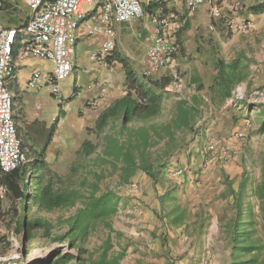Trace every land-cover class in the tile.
<instances>
[{
	"label": "rangeland",
	"instance_id": "374dc122",
	"mask_svg": "<svg viewBox=\"0 0 264 264\" xmlns=\"http://www.w3.org/2000/svg\"><path fill=\"white\" fill-rule=\"evenodd\" d=\"M260 1L264 3V0ZM12 6L15 8L10 14L12 17L25 19L30 12L25 0H13ZM92 8L93 4H84L87 12ZM242 15L237 14L239 19H226L250 22V28L245 32H231L226 25V58L243 49L251 59V74L248 82L236 86L226 109L221 108L220 112L209 106H198L196 117H200L194 122V131L174 127L172 135H168L164 126L171 124L175 118L178 103L167 97L164 113L127 125V129H132L135 134L142 128L148 129L150 144L144 148L143 153L137 155V163L141 167L152 165L153 177L139 167L128 181H123L120 169L122 164L116 169L113 158L102 154L106 137L109 134L118 136L120 123L114 124L116 130L109 126L103 133H99L95 129L98 118L96 113L81 111L83 102L79 106L85 87L97 81L106 84L110 91L117 92V81H121L119 87H122V74H115L104 65L97 66L90 58L92 48L81 43L77 52L74 49L68 52L73 71L62 84L67 98L59 103L47 87L42 88L43 95L36 96L31 94L34 90L29 89L27 84L33 71L51 72V62L39 58H29L22 62L19 69L21 91L14 106L19 116V133L24 140L29 161L46 144L45 159L51 168L64 175L65 181L72 187L81 188L84 196L88 195L90 189L88 186L80 187V180L86 178L88 182L95 181L97 177L93 172L102 175L97 194L114 190L121 197L119 210L112 218L114 231L111 233L114 249H125L120 264H229L230 245L225 224L234 212L227 183L231 182L235 189L238 188L244 172H248L251 177H259L264 159V133H258L263 120L261 115L264 116V13L253 15L252 19H245ZM0 19L5 25L9 21L5 8L0 9ZM77 58H81V61L78 62ZM75 87L80 97L68 100ZM188 90L187 86L183 93L185 91L190 95ZM185 97L187 100L183 102L194 106L191 104L193 100ZM88 102L85 101L87 105ZM89 106H93V110L97 108V105ZM172 106H176L174 115L171 114ZM215 112L220 119L213 124ZM36 118L43 120L46 131L53 126L48 142L46 135L44 138L36 135L27 137L26 131L29 128L26 126ZM164 122H167L166 125ZM86 140L95 146L94 153L88 157L79 152ZM212 144L216 147L214 153L208 151ZM181 169L184 170L183 174L176 175ZM31 188L35 189L33 180ZM170 190H175L178 203L188 209L186 223H171L173 204L169 200L165 204L161 201ZM80 205L78 203L72 208L55 211L30 207L27 219L30 222L40 219L50 227L48 230L43 225L30 230L26 227L28 245L25 254L22 252L24 231L15 233L14 228L8 225L10 218L7 212L1 211L0 255H7V261L8 257L18 255L9 260L8 264H51L59 252L63 251V254L76 255V260L72 259L65 264H76L80 257L77 246L71 247L67 239L62 242L58 236L67 231L66 219ZM3 215L6 218L3 219ZM108 235L109 231L100 225L86 239L85 246L94 262L99 260L103 242Z\"/></svg>",
	"mask_w": 264,
	"mask_h": 264
},
{
	"label": "trees",
	"instance_id": "16d2710c",
	"mask_svg": "<svg viewBox=\"0 0 264 264\" xmlns=\"http://www.w3.org/2000/svg\"><path fill=\"white\" fill-rule=\"evenodd\" d=\"M150 6L147 8L149 9ZM249 12L252 14L264 13V3L251 6ZM246 56L241 54L233 59L224 60L219 58L216 63V77L211 85V93L216 97L233 98V91L240 83L248 79L249 64L245 61ZM125 71L124 87L125 94L117 98L108 108L98 116L95 129L100 133L110 126L116 130L114 124L120 123L118 136L109 134L104 143L102 154L114 160L113 166L117 169L121 166L124 177L128 181L141 167L137 163V155L143 153L144 148L150 144V133L148 129L142 128L138 134L127 125L134 121H145L158 116L162 110L164 95L159 92L167 84L159 80L141 79L126 59L120 58ZM78 89L75 88L68 100L75 99ZM176 116L171 124L165 126L164 131L172 135L173 128L194 131V120L197 114L196 106L179 103ZM264 113V111H263ZM263 115V114H262ZM261 115V116H262ZM41 123V122H40ZM35 120L28 126L27 137H47L51 139L53 126L46 131L45 124ZM259 133H264V119L258 128ZM194 133V132H193ZM124 136V138H120ZM44 138V137H43ZM25 145V144H24ZM95 151V146L90 140H86L79 152L84 156H90ZM46 144L33 155L28 163L9 173H0V184L8 188L7 194L0 198L1 211L7 212L10 227L15 233L23 232L34 227L48 230L50 225H44L40 219L30 222L26 215L30 207H36L43 211H55L68 209L80 203L77 211L66 219L67 231L60 236L59 240L67 239L71 247L77 246L80 253L76 264H120L125 249H114L111 233L114 231L112 218L119 210L121 197L114 190H106L97 194L98 183L102 179L101 174L94 175L97 179L88 182L86 178L80 180V187H89L90 192L84 196L80 189L72 187L65 181V176L53 170L45 159ZM153 177L150 164L141 167ZM75 171V169H74ZM34 181L35 189L31 188ZM228 196L232 197L231 208L233 216L225 224L226 234L229 238L230 261L229 264H264V159L262 160L259 177H251L244 172L238 188H234L228 182ZM175 190L167 191L162 197V203L168 200L173 204L170 214L171 223L174 225L186 223L188 209L178 203ZM6 218L5 215L2 217ZM102 225L109 231V235L103 242L102 254L98 261L92 260V254L85 246V241L92 230ZM50 234V231L48 232ZM115 251V252H113ZM59 252L56 260L51 264L67 263L76 255Z\"/></svg>",
	"mask_w": 264,
	"mask_h": 264
},
{
	"label": "built area",
	"instance_id": "2783aa9c",
	"mask_svg": "<svg viewBox=\"0 0 264 264\" xmlns=\"http://www.w3.org/2000/svg\"><path fill=\"white\" fill-rule=\"evenodd\" d=\"M7 1L12 5L13 0H0V9ZM204 2L211 6L215 19L223 18L213 0H190V10L195 11ZM25 3L30 12L21 26L7 27L0 19V173L12 172L29 162L15 117L14 94L8 87L17 67L16 44L20 43L17 53L20 59H46L53 66L46 74L41 70L33 71L27 82L28 88L37 93L47 87L53 98L62 103L67 98L62 84L73 71L68 52L77 41L78 28L83 24L87 33L102 38L99 50L92 53L91 59L112 71L114 66L107 59L116 49L114 21L128 22L145 16L141 0H25ZM84 4H93V8L87 12ZM167 21V17L160 14L151 18L153 41L147 50L148 67L143 72L148 79L174 66L177 45ZM226 25L231 32H245L250 28V22L233 19H228ZM99 86L100 94L88 102L90 105H96L107 92L106 84L101 82ZM215 149L212 144L208 151L214 153ZM183 172L181 169L175 174ZM7 192L6 186H0V198Z\"/></svg>",
	"mask_w": 264,
	"mask_h": 264
},
{
	"label": "crops",
	"instance_id": "0c3cea01",
	"mask_svg": "<svg viewBox=\"0 0 264 264\" xmlns=\"http://www.w3.org/2000/svg\"><path fill=\"white\" fill-rule=\"evenodd\" d=\"M189 2L190 0H141L145 12V16L143 18L121 23L114 21L116 30V49L111 54V56H109L107 61L109 64H112L114 66L113 72L115 74H122V87H119L121 81H117V92L110 91L107 86V92L104 96L99 98V101L96 104L97 108L96 110H93L94 107L89 106V104L87 105L85 101H90L93 98L99 96V83L101 82L95 81L96 84L94 85L96 86L91 85L87 88L85 87L84 89V91L86 90L85 94H83V99L79 103L80 106L83 102L81 111L89 114L96 113V117H98L101 112L108 108L117 98H120L125 94V87L123 84L125 71L123 69L120 58L126 59L133 67V69L137 72L138 76L144 81L155 79L159 80L161 84L165 82L167 83L163 89H159V92L164 95V102L160 113L165 112V108L167 107L165 99L167 97L173 99L174 101H177L174 102L176 104L183 102L184 99L187 100V98L185 97L187 96L188 99L193 100L191 104L196 106L197 108H199L198 106H209L215 111L217 109L220 110L221 108L226 109V105L232 100V98L226 100V98L216 97L211 93V85L214 83L216 77L217 60L219 58L230 60L243 54L247 58L245 59L246 63L249 64V76L245 82H248L251 74V59L243 49L238 54L226 58V19L227 17L239 19L237 18V14H239V16L240 14H243L242 17H244L245 19H252V16L257 14L250 13L248 9L253 5L259 4V2L261 1L213 0L214 6L220 8L222 11V19H215L213 17L211 6L207 2L201 4L195 11L190 10ZM148 6H150L149 9L147 8ZM2 8H5L9 15V21H7L8 23H6V25L4 24L7 27L21 26L27 20V17L29 15L27 14L25 19H23L22 17H12V10H15V8L8 1L3 4L1 9ZM156 14L167 17L168 30L176 42L177 50L174 57V66L171 68H167L155 74L151 79H148L143 75V72L148 67V46L153 41L151 18ZM12 20L14 21L13 24L10 23ZM251 37L253 40H255L254 36ZM231 38L235 39L236 37ZM101 40V37L93 36L87 33L84 25L82 24L77 30V41L73 45L71 51L74 49L77 52L79 45L83 43L92 48L90 50L91 58L92 53L99 50ZM19 46L20 43L16 44L15 47V57L17 63L16 71L11 76L8 82V87L14 94L15 102L16 97H18L21 91V85L19 82V69L22 65L23 60L20 59L17 55ZM242 48H245V46H242ZM77 60L79 62V60L81 61V58H77ZM82 63L84 62L82 61ZM96 65L102 66V64H99L97 62ZM104 67L106 66L104 65ZM187 86L190 95H187L185 91L183 93V90L186 89ZM41 91L42 89L40 90V92H31V94H34L36 96L43 95L41 94ZM77 93V96L80 97L81 94L79 92ZM35 103H37V101H35ZM175 108L176 106L173 107V111L171 113L172 115H174L175 113ZM15 117L19 130V116L17 115L16 111ZM199 117L200 116L198 115L195 118L194 122H196V119ZM261 117L262 119H264V116ZM218 119L220 118L215 112V118H213L212 123L215 124L216 122H218ZM35 120H39V123L41 122L42 124H44L43 120H41L40 118H36L30 120L26 128H28L29 124L34 122ZM166 123L167 122H164L165 125ZM207 130H209V128ZM19 135L21 136L20 133ZM32 136L33 135L31 133V137ZM0 186L4 185L0 184ZM6 256L7 255H0V264H6L9 260H13V255L8 257V261L6 260Z\"/></svg>",
	"mask_w": 264,
	"mask_h": 264
},
{
	"label": "water",
	"instance_id": "95a60500",
	"mask_svg": "<svg viewBox=\"0 0 264 264\" xmlns=\"http://www.w3.org/2000/svg\"><path fill=\"white\" fill-rule=\"evenodd\" d=\"M27 245H28L27 233H26V230H24V236H23V240H22V252H23V254L26 253Z\"/></svg>",
	"mask_w": 264,
	"mask_h": 264
}]
</instances>
